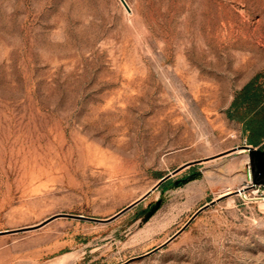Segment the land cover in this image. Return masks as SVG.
I'll return each instance as SVG.
<instances>
[{"label": "rangeland", "instance_id": "374dc122", "mask_svg": "<svg viewBox=\"0 0 264 264\" xmlns=\"http://www.w3.org/2000/svg\"><path fill=\"white\" fill-rule=\"evenodd\" d=\"M125 1L0 0V230L26 228L0 264H264V185L236 192L227 115L264 73V0ZM197 160L112 221L44 223L109 218Z\"/></svg>", "mask_w": 264, "mask_h": 264}, {"label": "water", "instance_id": "95a60500", "mask_svg": "<svg viewBox=\"0 0 264 264\" xmlns=\"http://www.w3.org/2000/svg\"><path fill=\"white\" fill-rule=\"evenodd\" d=\"M123 2V4L127 5L125 0H121ZM237 149H245V152H242V155H248L249 158V163H250V168H251V173H250V177L252 180L253 185H259V184H263L264 183V149L260 148V147H255L251 144H244L241 146H238L236 148L233 149V151H237ZM200 160L197 161H193V162H188L185 163L184 165L176 168L175 170H173L172 172L162 176L157 183L151 188L149 189L144 195H142L139 199H137L136 201L132 202L131 204L127 205L126 207H124L123 209H121L119 212H117L116 214H114L113 216L109 217V218H94V217H88L82 214H71V213H59L56 215L51 216L50 218H48L44 223H47L55 218L58 217H65V218H73V219H85V220H90V221H95V222H109L114 220L115 218H117L118 216H120L121 214L125 213L126 211H128L129 209L133 208L134 206L138 205L139 203H141L145 198H147L154 190H156L159 186H161L162 184H164L166 181H168L169 179H171L174 175H176L178 172H180L181 170L185 169L186 167H189L191 165H194L196 163H198ZM186 180V178H180L177 179L175 181H173L171 183L172 186L175 185H179L180 183L184 182ZM245 191V190H243ZM228 195L224 194L219 196L216 199L211 200L210 202L206 203L205 205L201 206L192 216L191 218L186 222V224L180 229L178 230L174 235H172L170 238H168L164 243H162L160 246L154 248L153 250L147 252L146 254H143L141 256L138 257H134L132 259H130L129 261L136 259V258H141L144 256H147L151 253L156 252L157 250H159L160 248H163L164 246H166L167 244H169L171 241H173L182 231L185 230V228L205 209L209 208L210 206L216 204L217 202L227 198ZM162 204V199H157L151 206L150 208L147 209V211L143 214V216L140 218V222H147L154 214L155 212L160 208ZM26 228H21V229H17V230H0V235L5 234V233H11L14 231H23ZM128 261V262H129Z\"/></svg>", "mask_w": 264, "mask_h": 264}, {"label": "trees", "instance_id": "16d2710c", "mask_svg": "<svg viewBox=\"0 0 264 264\" xmlns=\"http://www.w3.org/2000/svg\"><path fill=\"white\" fill-rule=\"evenodd\" d=\"M227 115L241 122L247 144L264 149V73L252 77L236 92Z\"/></svg>", "mask_w": 264, "mask_h": 264}, {"label": "bare ground", "instance_id": "6f19581e", "mask_svg": "<svg viewBox=\"0 0 264 264\" xmlns=\"http://www.w3.org/2000/svg\"><path fill=\"white\" fill-rule=\"evenodd\" d=\"M246 150L245 149H237V153H242V152H245ZM233 152V151H232ZM245 159H248L247 156L245 157ZM247 161V160H246ZM232 192H234L232 189H228L226 190L223 194H227L228 197L232 194ZM236 192L239 194V195H242V196H245V192L242 190V188L236 190ZM68 260V259H67ZM66 260V261H67ZM64 261V263L66 262L65 260H62ZM63 263V262H62ZM68 263V262H67Z\"/></svg>", "mask_w": 264, "mask_h": 264}, {"label": "built area", "instance_id": "2783aa9c", "mask_svg": "<svg viewBox=\"0 0 264 264\" xmlns=\"http://www.w3.org/2000/svg\"><path fill=\"white\" fill-rule=\"evenodd\" d=\"M250 177V176H249ZM264 185V183L263 184H259V185H253V183H252V180H251V177H250V179L247 181V184H246V186L245 187H243L242 188V190H245L244 192L246 193V191L247 190H251V191H254V190H258L261 186H263Z\"/></svg>", "mask_w": 264, "mask_h": 264}]
</instances>
